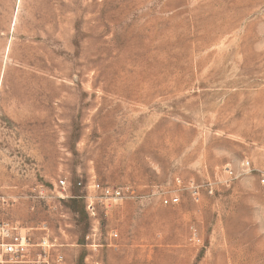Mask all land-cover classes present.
I'll use <instances>...</instances> for the list:
<instances>
[{
    "label": "rangeland",
    "instance_id": "374dc122",
    "mask_svg": "<svg viewBox=\"0 0 264 264\" xmlns=\"http://www.w3.org/2000/svg\"><path fill=\"white\" fill-rule=\"evenodd\" d=\"M260 170L264 0H0V222L66 264H264ZM82 179L136 196L92 216Z\"/></svg>",
    "mask_w": 264,
    "mask_h": 264
},
{
    "label": "built area",
    "instance_id": "2783aa9c",
    "mask_svg": "<svg viewBox=\"0 0 264 264\" xmlns=\"http://www.w3.org/2000/svg\"><path fill=\"white\" fill-rule=\"evenodd\" d=\"M250 160L243 162L244 168H249ZM228 174L226 182L231 184L237 175L232 168H226ZM259 181L264 186V170L259 172ZM77 184L83 189V196L86 199V208L89 215H97L98 203L103 199L127 200L136 196L135 188L131 185L113 186L93 179L78 180ZM69 183L66 179L60 180V187L66 190ZM210 192H213L212 184L208 183ZM190 191L193 199H201V185L191 184ZM181 200L179 194H173L163 198L165 205L177 204ZM117 237L118 234L114 233ZM37 247V248H35ZM9 256V261L15 264H66L65 254L60 244L48 237H43L39 242H33L28 232L16 221L0 222V263L4 256Z\"/></svg>",
    "mask_w": 264,
    "mask_h": 264
},
{
    "label": "crops",
    "instance_id": "0c3cea01",
    "mask_svg": "<svg viewBox=\"0 0 264 264\" xmlns=\"http://www.w3.org/2000/svg\"><path fill=\"white\" fill-rule=\"evenodd\" d=\"M122 263L124 264V262H122ZM125 264H133V263L127 262V263H125Z\"/></svg>",
    "mask_w": 264,
    "mask_h": 264
}]
</instances>
